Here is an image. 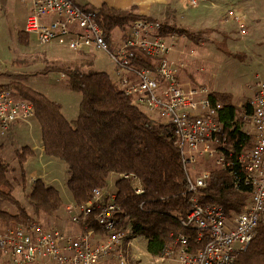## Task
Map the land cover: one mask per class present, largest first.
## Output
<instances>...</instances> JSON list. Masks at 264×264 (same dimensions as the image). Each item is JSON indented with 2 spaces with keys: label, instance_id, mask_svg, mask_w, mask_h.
I'll list each match as a JSON object with an SVG mask.
<instances>
[{
  "label": "built area",
  "instance_id": "built-area-1",
  "mask_svg": "<svg viewBox=\"0 0 264 264\" xmlns=\"http://www.w3.org/2000/svg\"><path fill=\"white\" fill-rule=\"evenodd\" d=\"M19 1L30 8L24 31L39 44L59 43L73 51L107 53L126 94L173 125L191 193V209L181 223L196 234H173L174 252L170 247L164 255L151 254L132 228L118 227L121 206L117 192L108 185L94 188L85 204L67 206L73 221L80 225L76 233L45 227L34 209L29 211L34 218L30 224L0 230V264H29L38 259H53L57 264H137L135 260L145 257L150 264L167 259L177 264H234L256 237L258 225L264 223V80L256 82L253 98L242 107L243 134H239L236 119L229 127L225 125L223 105L207 85L187 87L181 80L179 68L169 59L180 36L163 34L160 21L137 19L119 43L110 45L98 19V7L75 0ZM198 2L189 0L192 6ZM227 18L242 36L248 34L247 20L239 10L231 7ZM136 50L152 58L153 66L135 64ZM34 118L33 102L0 84V132L11 123ZM202 157L231 169L235 188H250L251 197L241 211L229 214L223 206L201 199V189L208 186L210 177L201 166ZM119 178L135 181L138 176L124 172Z\"/></svg>",
  "mask_w": 264,
  "mask_h": 264
},
{
  "label": "trees",
  "instance_id": "trees-1",
  "mask_svg": "<svg viewBox=\"0 0 264 264\" xmlns=\"http://www.w3.org/2000/svg\"><path fill=\"white\" fill-rule=\"evenodd\" d=\"M142 17L146 15L139 13L136 6L115 8L103 3L98 7V19L110 45L115 28L130 27ZM161 25L163 34L178 32L196 41L203 40L184 27ZM30 37L24 29L19 33L21 43H28ZM224 51L232 54L227 47ZM135 53V64L153 66V59L141 50ZM60 68L70 89L82 94L75 120L66 118L61 103L28 85L12 81L1 86L10 89L17 97L33 102L42 129L45 154L67 164V186L74 202L85 204L92 197L94 188L108 186L111 173L134 172L137 180L126 181L118 177L115 183L114 190L121 206L118 227L132 228L144 237L146 249L153 255H164L170 247L174 252L177 244L173 234L195 235L196 231L181 223L190 212L191 193L180 150L175 144L173 125L164 122L157 111H144L136 97L126 94L109 72H83L66 62ZM214 97L223 105L225 125L229 127L231 120L236 119L235 130L243 134L242 118L231 94L218 93ZM2 150L3 144L0 143V198L10 204V209L0 208V221L7 228L30 224L34 218L29 215L30 208L14 195L15 187L9 178V165L1 156ZM33 154L28 146L18 151L23 172L24 164ZM205 168L210 177L208 186L201 189V199L223 206L229 214L241 211L251 197L250 188H235L231 169L214 162L207 163ZM23 187L26 189L25 184ZM27 198L37 215L45 221V227H55L51 218L63 205L60 191L38 178ZM12 206H16V210L13 211ZM173 252L170 256L174 255ZM234 264H264V223L258 225L256 237Z\"/></svg>",
  "mask_w": 264,
  "mask_h": 264
},
{
  "label": "rangeland",
  "instance_id": "rangeland-1",
  "mask_svg": "<svg viewBox=\"0 0 264 264\" xmlns=\"http://www.w3.org/2000/svg\"><path fill=\"white\" fill-rule=\"evenodd\" d=\"M164 1L136 0L134 6L138 12L150 10L152 17H157L162 24L184 27L204 40L196 41L177 32L180 38L169 58L179 62L181 80L187 87L204 84L215 94L230 93L233 104L241 114L243 105L254 96L256 82L264 80V0H198L196 6L190 5L189 0ZM231 7L245 15L249 29L247 35L242 36L237 25L227 18ZM29 11V5L19 0H0V84L18 81L28 85L61 103L63 113L75 119L79 114L82 94L70 89L60 67L66 62L83 72L106 71L117 80L116 65L102 51H73L59 43L41 45L32 36L28 43H21L19 33L23 30ZM129 29L128 26L117 27L113 34L119 36L128 33ZM225 47L232 54L224 51ZM142 109L151 113L146 107ZM3 131V134L0 132V143L3 144L1 156L9 165L14 195L33 213L35 209L29 204L27 194L36 180L41 178L39 174L47 176L44 178L52 180L51 185L60 191L63 201L62 207L52 215V225L67 233L80 231V225L73 221L67 210V206L74 202L67 186V164L49 156L39 161L29 157L23 172L19 163L18 151L25 146L31 147L34 139L38 141L42 137L39 121L34 118L31 125L17 121ZM201 162L205 168L207 163L213 161L202 157ZM118 177L116 173L109 175L108 183L112 189ZM0 208L10 209V204L0 198ZM40 220L45 222L42 218ZM6 228L0 221V230ZM139 241L146 248V239L140 236ZM148 259L145 257L142 261H135L137 264H150ZM29 264L57 263L53 259H38ZM162 264L177 263L167 259Z\"/></svg>",
  "mask_w": 264,
  "mask_h": 264
},
{
  "label": "crops",
  "instance_id": "crops-1",
  "mask_svg": "<svg viewBox=\"0 0 264 264\" xmlns=\"http://www.w3.org/2000/svg\"><path fill=\"white\" fill-rule=\"evenodd\" d=\"M75 1L78 4H80V5L90 6V7H99L103 3H107L109 6L115 7V8H130V7H132V6H134L136 4V0H75ZM163 2L165 3L164 0H163ZM139 13H142V14H144L146 16L152 17V13H151L150 10L149 11H141ZM152 18L158 20L157 17L153 16ZM24 27H25V24H24ZM24 27H23V29H24ZM125 34L126 33H123V34H120L119 36H114V34H113V43H119L120 40L124 37ZM85 51H91V50H85ZM171 61L180 69L179 62H176V61H173V60H171ZM62 112H64V111L62 110ZM63 114L65 115V113H63ZM66 118L68 120H75L76 119V118L75 119H71V118H68L67 116H66ZM32 122H33V119L30 122H28V123L31 125ZM34 141H35V143H33V145L30 147L34 151V154H33V156H30V157H33L34 159L39 161V159L44 158L47 155L45 154V151H44L42 137L40 138V140L37 141V140L34 139ZM50 162H52V161H49V163ZM38 177L43 178V180H44V182L46 184L51 185L50 181H52V180H48L47 178H44V177H47V176L39 174Z\"/></svg>",
  "mask_w": 264,
  "mask_h": 264
},
{
  "label": "bare ground",
  "instance_id": "bare-ground-1",
  "mask_svg": "<svg viewBox=\"0 0 264 264\" xmlns=\"http://www.w3.org/2000/svg\"><path fill=\"white\" fill-rule=\"evenodd\" d=\"M146 17H149V16H146ZM150 18V17H149ZM151 19H153L152 17H151ZM156 20V19H155ZM159 21V20H158ZM172 33H177V32H172ZM7 229V228H6Z\"/></svg>",
  "mask_w": 264,
  "mask_h": 264
}]
</instances>
